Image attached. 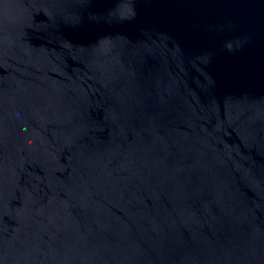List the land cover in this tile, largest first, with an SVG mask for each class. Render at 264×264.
I'll return each instance as SVG.
<instances>
[{"label": "water", "instance_id": "1", "mask_svg": "<svg viewBox=\"0 0 264 264\" xmlns=\"http://www.w3.org/2000/svg\"><path fill=\"white\" fill-rule=\"evenodd\" d=\"M0 264H264V0H0Z\"/></svg>", "mask_w": 264, "mask_h": 264}]
</instances>
